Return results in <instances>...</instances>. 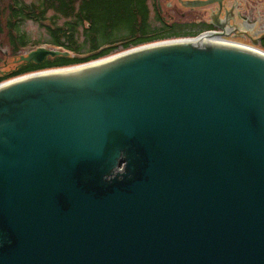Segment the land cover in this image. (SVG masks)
<instances>
[{"label": "water", "instance_id": "95a60500", "mask_svg": "<svg viewBox=\"0 0 264 264\" xmlns=\"http://www.w3.org/2000/svg\"><path fill=\"white\" fill-rule=\"evenodd\" d=\"M210 36L0 84V264H264V57Z\"/></svg>", "mask_w": 264, "mask_h": 264}, {"label": "trees", "instance_id": "16d2710c", "mask_svg": "<svg viewBox=\"0 0 264 264\" xmlns=\"http://www.w3.org/2000/svg\"><path fill=\"white\" fill-rule=\"evenodd\" d=\"M148 2L44 0L29 6L21 0H9L6 6L0 0V35L6 31L14 55L32 45L28 35L22 33L26 21L38 23L47 32L49 39L44 45L70 53L68 58L49 57L41 65L25 64L0 78V83L38 71L80 66L155 42L196 36L172 33L161 24L153 27ZM60 20L64 23L59 24Z\"/></svg>", "mask_w": 264, "mask_h": 264}, {"label": "flooded vegetation", "instance_id": "af4514ba", "mask_svg": "<svg viewBox=\"0 0 264 264\" xmlns=\"http://www.w3.org/2000/svg\"><path fill=\"white\" fill-rule=\"evenodd\" d=\"M242 1L243 2L240 3L238 0H219V2L209 7L195 9L186 7L184 4L186 0L166 1L164 2V7L162 5L163 0H155L152 1V13L154 14L155 21L172 33L192 35L197 32V28H201L198 34L201 32L213 31L221 34V37L228 42L240 40L249 42L252 45L257 44V46H263L264 26L261 30L257 29L256 24L251 21L248 14L253 11L259 13L256 22L261 23L263 21L262 12H264V5L262 8L261 3H264V0ZM178 8L188 12L190 16L193 14L199 16L198 22L190 26L194 29L193 31L186 29L188 25H184L182 20L176 21L175 17L168 14V10L176 12ZM181 17L186 19L185 14H181ZM18 61L19 60H15L16 69L23 66Z\"/></svg>", "mask_w": 264, "mask_h": 264}, {"label": "rangeland", "instance_id": "374dc122", "mask_svg": "<svg viewBox=\"0 0 264 264\" xmlns=\"http://www.w3.org/2000/svg\"><path fill=\"white\" fill-rule=\"evenodd\" d=\"M21 1L24 2L25 4L29 5V6L40 5L44 2V0H21ZM166 1H172V0H163V4H162L163 7H164V2H166ZM1 2L7 6L9 0H1ZM238 2L241 3L243 1L238 0ZM261 4H262L261 6L263 8L264 3H261ZM256 6H257V4H256ZM148 7H150V11H151L150 18H151V22L153 23V27L159 26L158 23L155 21L154 14L152 13L153 12L152 0H149ZM168 14L175 17L176 21L182 20V23L184 25H186V26L188 25V28L186 27V29H189L191 31H193L194 29L191 28L190 26L192 24L197 23L198 19H199V16H197V14H193L190 16L188 14V12H185L179 8L176 12L168 10ZM181 14H185L186 19L182 18ZM258 15H259V13H256L255 11H253L252 13L248 14V17H250L251 21L256 24L257 29L261 30V28H263V26H264V12H262V20L263 21L261 23L256 22L257 17H259ZM49 16L51 17V16H53V14L50 13ZM63 23H64L63 20L59 21V24H63ZM21 28H22V33H25L26 35H28L29 39L32 42V45L29 48L22 51V53H20L18 55H14L12 53L11 48L8 45V36L6 35V31L2 35H0V78H2L4 75H7V74L13 72L16 69L15 68V60H19L20 56H24L30 52L35 51L38 48L36 46L40 45V47H43V48H46V47L52 48L50 45H44V43H46V41H48L49 35L47 34V32L43 28H41V26L38 23H35L32 21H26L23 23V26ZM196 30H197V32L195 34L197 35L199 30H201V28H199V29L197 28ZM195 34H192V35H195ZM80 41H83V36L80 37ZM233 42L254 48V46H252V44H250L249 42H246V41L233 40ZM255 48L259 49L261 52H264V45L263 46H256ZM72 67H74V66H72Z\"/></svg>", "mask_w": 264, "mask_h": 264}, {"label": "bare ground", "instance_id": "6f19581e", "mask_svg": "<svg viewBox=\"0 0 264 264\" xmlns=\"http://www.w3.org/2000/svg\"><path fill=\"white\" fill-rule=\"evenodd\" d=\"M202 44H205V45H227L226 43H224V41L220 40V38H217V37H203V40L201 42ZM229 46H236V47H240L241 49H247V50H250L252 52H256L258 53L260 56H263L264 57V54L263 52H261L259 49H256V48H251V47H246V46H238V44H231Z\"/></svg>", "mask_w": 264, "mask_h": 264}]
</instances>
